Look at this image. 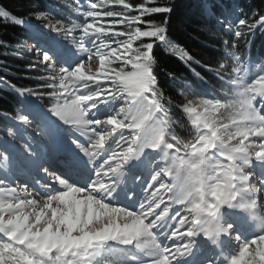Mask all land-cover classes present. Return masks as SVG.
<instances>
[{
  "label": "rangeland",
  "instance_id": "obj_1",
  "mask_svg": "<svg viewBox=\"0 0 264 264\" xmlns=\"http://www.w3.org/2000/svg\"><path fill=\"white\" fill-rule=\"evenodd\" d=\"M52 1L57 2V4L60 6L68 8L73 15L70 17V19L65 21L64 26H61L60 24L57 25L58 28L46 15H40L39 19H34L35 21L32 25L34 28L32 27L33 31L30 34L31 38L28 41L33 39L37 45L33 46L32 50L28 53L29 57L25 59L29 69L38 74V80L40 82L48 83L44 85H49L47 87L48 89H45L47 93L44 90H40L35 93H44L45 95L42 98L44 101L52 105L53 111H55L60 120L64 121L65 124L71 125L73 128L78 129L79 134L74 138L77 139L79 145H83L84 147L76 148L75 145L71 144L68 139V128L60 130L59 128L52 126V130L54 129V131H50L55 134L61 132L60 138L64 144L63 146L69 148L74 153L79 154L78 152H80L81 155H89L93 149H91L90 146L94 148L96 147V150H102L103 154L99 159L96 160L95 163V166H98L97 169H99V166H104L105 169H101L107 174L112 171L121 173L123 172V163L127 156L136 151V145L140 139V132H136L130 128L128 129L126 126L129 123L128 119L130 113L118 111V108L122 103L121 92L119 89L130 88L139 95L145 96L146 104H149L148 102H150L148 100L149 98L147 96L146 87L148 81L150 80L149 73L146 71L138 73L133 69L134 63L137 60L134 56V43L137 33L139 32L137 25L140 23V11L143 8L134 9L131 7L132 5L130 0ZM152 1L153 0H142V3L148 5ZM51 16L54 17L53 14H51ZM236 21L237 20L234 19L233 15L231 14H229L228 19H225V22L228 25H234ZM46 25L47 28H45ZM50 39L55 40L56 43H50ZM150 49L151 48L147 47L145 57L148 56ZM44 51L51 53L56 58V67L49 68L47 64L43 62L42 53ZM56 51H61V54L57 55L55 53ZM227 55L230 60L235 63V67H238L236 72L233 73V78L230 82L233 96H229L224 99L233 100L235 96L239 97L242 100L244 107L242 112H244L246 110L247 98L250 95H264V88L256 86V92H251L250 90L246 91L244 88V85H246L250 80L256 78L262 72H264V67L254 63L249 59H247L245 63L239 64V57L228 53ZM14 57L16 59L19 58L17 54L14 55ZM66 58H72L74 60L69 62L66 60ZM61 66L65 69L62 72L60 71ZM58 72L59 75H57ZM69 72L71 73V76L68 75ZM258 98L259 96L257 97V104L260 106ZM31 99L36 105H38L34 97ZM206 100L214 101L212 97H207L206 99L200 101L201 103L198 107L194 108L196 109L195 112H187L190 124L191 120L195 119L198 114L203 113L205 108H208L209 111H211V105H206L204 103ZM93 105H95V107H92ZM125 107H127V105H125ZM261 107L262 106H260V108ZM150 108H143L142 110L138 111L139 113L136 112L137 114H140V119L136 120L137 122L143 121L149 123L150 126L154 125V133L158 134L157 137H160V141L163 143L166 138L165 120L161 117L159 111L157 109L155 110L156 107L152 108L150 106ZM86 109L87 117L85 118L84 111ZM27 110L28 109L23 106L22 109L16 114L14 120L7 121L8 125L5 136L4 138H0V152H4L7 156L10 154L6 153L8 148H10L9 145L13 146L17 143L21 144L22 147H25V144H30V146L36 144V147L40 146L42 149L46 150L45 152H47V147L44 145V141L42 140L43 137L36 141L35 138H33V131H28L36 129L35 122L37 124V120L36 116L33 114L31 115L27 112ZM141 112L145 113V119L144 115L142 117ZM22 116H28L30 122H21L20 117ZM108 117H114V119L109 121L107 119ZM47 118L50 120L48 115ZM86 120L90 121V123L86 122ZM55 123L58 125L62 124L58 120L55 121ZM252 123L255 124L256 121H253ZM111 124H114L115 127H112ZM193 128L197 132V129L195 127ZM198 134L199 133L197 132V135ZM134 136L139 137V139H137L135 142H133ZM20 147L21 146L19 145L14 146L16 149V151H14L15 154H13L14 156L16 153L19 154L18 150ZM10 150H12V148H10ZM170 150L174 151L173 149L161 148L160 150L157 149L148 154L146 161H148V164L150 165V173L148 176L143 177L142 181L149 182L153 172H155L157 169H162L168 166L167 163H160L162 162L161 157L165 156L164 153L167 151L170 152ZM177 154L182 156L178 155L176 156V160L173 159V161H170L172 165L170 167L171 171H174L177 168L178 163L183 166L180 158L186 157V151L185 153ZM210 155H213L214 159L205 163L204 167L206 170H210L211 166L215 165L217 161L221 163H227V161L223 160L221 157L215 156L214 153H210ZM237 162L242 163V161ZM252 163L254 167L248 168L247 170L253 172L256 177L263 178L264 176L262 173L264 174V172L261 171H264V164H258L255 161ZM4 164H7L11 167L13 166L12 163L7 161L5 155H0V166ZM16 168L17 167L14 166V169ZM17 172L18 174L16 177L21 176L19 175L21 174V170L17 169L16 173ZM14 176L13 184L16 182L14 181ZM135 181H137V178H132L129 180V182H127L129 189H132V185ZM27 182L19 179L17 185L26 186L27 189L30 190ZM85 183L80 186V189H86L88 185L85 187ZM160 183L161 179L157 181L156 185L159 186L161 185ZM120 184L121 182H119V185ZM141 184L143 185L141 182L138 185L139 193L138 191H134L135 188L137 190V187L133 188L132 191L135 192L134 195L136 193L138 194V200H140L142 204L136 206L135 212L132 211L133 209H123L122 211H119L123 217V220H119L117 225H111V230L115 229L117 231L118 239L116 240L118 241H121L124 238L130 239L136 234L140 237L142 232H146V229L144 228L146 225L142 223V219L138 217L142 215L139 211V208L144 204L147 205L148 208H154L155 203L152 199L153 197L148 195L149 193L145 192V188H143ZM116 188L119 187L117 186ZM210 195L211 194L209 193V196ZM147 197H150L151 199L149 198L148 201ZM2 213L4 214L3 210L0 211V214ZM131 215L138 217L136 219V225H131L126 221L130 219ZM232 216H230V218ZM48 217L49 219L51 218L49 214ZM239 224L246 225L247 223L244 218H240L238 225ZM243 225H241L242 228ZM123 226H131L128 228L127 235L124 234V228L126 227ZM137 227L138 229L142 230H137ZM94 234L95 233L89 234L87 242L92 236H94ZM248 235H250V229H248L247 233L245 234V236ZM139 237L138 240H136L137 242L139 241ZM75 238L78 239L77 237ZM94 240L95 239L91 240L92 247L96 246V242L99 241ZM103 241L107 242L111 241V239ZM226 241L228 240L226 239ZM9 245H11V247H9ZM91 245L86 244L85 247H80L75 250L72 248L69 254L63 255H61V253L56 254L47 252V258L45 254L43 255V251L33 249L27 244L15 245L9 240H0V256L3 255L6 258L4 261L0 259V264H33L34 261H41L42 264H63V261L64 264H66L65 260L63 259L64 255H73V252H75L76 255L74 256H78L80 254L78 249L82 250L83 248L84 250L90 252L93 250ZM236 246L237 244H233L232 242L230 252H228V257L235 252ZM131 248L134 250L135 247L133 248L131 246ZM173 254V260L175 264H184L185 262L186 264H192L193 262V258L191 256H187L183 260H181V258L178 260V257L175 256L176 253H172V255ZM83 255L86 254L81 253V255H79L81 259ZM107 260H111V258H108ZM106 261H104V264ZM204 261L199 264H204ZM107 264L114 263L109 261Z\"/></svg>",
  "mask_w": 264,
  "mask_h": 264
},
{
  "label": "clouds",
  "instance_id": "obj_2",
  "mask_svg": "<svg viewBox=\"0 0 264 264\" xmlns=\"http://www.w3.org/2000/svg\"><path fill=\"white\" fill-rule=\"evenodd\" d=\"M37 18L40 17L37 16ZM45 28H47V25ZM42 55L43 62L49 68L56 67V58L51 53L44 51ZM220 67L224 68L225 65L221 63ZM64 70L61 66L60 71ZM141 71L151 74L153 68L150 63H146ZM232 71L235 73L236 69ZM57 75H59V72ZM68 75L71 76V73L69 72ZM256 86L264 88V72L250 80L244 85V88L246 91L256 92ZM119 91L121 92L122 103L118 111L133 114L132 122L126 126L136 132L150 131V127L145 129L143 121L137 122L135 117L136 112L148 107V104L145 103L146 97L139 95L130 88H121ZM44 95V93L34 94L35 101L40 104L43 112L47 113L50 119L58 120L63 125L70 126L67 127L68 139L72 145L80 148L79 142L74 138L79 134L78 129L60 120L51 105L43 104L41 97ZM259 102L260 104L264 103V95H259ZM204 103L211 105V111L205 108L203 113L198 114L195 119L191 120V124L199 134L195 136L194 142H182V147L186 150V157H182L180 160L185 169L186 182L175 194L171 193V187L168 186L170 194L167 198L179 209L172 216V219L175 220L176 216H180L179 225H186L185 232L189 237V243L185 251L189 255L198 241H205L209 246H215L224 239H228L239 243L235 252L225 259V264H264V178L256 177L253 172L247 170L254 167L253 161L264 164V109H261L257 104L256 95L248 97L244 112L238 110L237 101L234 100H206ZM92 107H95V105ZM187 111L195 112L196 109H187ZM84 116L87 117V109L84 111ZM25 119L30 122L28 116H25ZM107 119L112 121L114 117H108ZM253 121H256V123L253 124ZM86 122L90 123L87 120ZM137 139L139 137L134 136L133 142ZM171 139L175 140L176 137L173 136ZM145 146L152 150H157L158 147L175 149V145L169 143L167 139L164 140L163 144L156 140ZM175 150L180 151V149ZM78 153L80 160H82L81 153ZM210 153L221 157L227 163L217 161L215 165L211 166L210 170H206L205 163L214 159V156ZM0 155L6 154L0 152ZM237 161H242V163ZM42 171L48 172V167L44 165ZM162 173L167 175V172L163 169H157L153 172L149 186ZM48 174L55 175L54 173ZM55 178L61 183L68 184V181L60 176ZM69 186L73 185L69 184ZM117 196L118 193L115 188L107 190L106 198L109 204L112 200L117 199ZM133 196L134 193H128L129 199ZM158 204L159 201L156 202L155 206H158ZM181 212L185 214L181 216ZM170 214L171 206L169 205L161 211L155 220L151 221L150 227L155 226L161 220V217ZM232 215L246 219L247 225L251 228L250 235H242L238 224L230 219ZM0 219H3L8 225L7 229H0V231L8 233L20 243H27L30 247H34L31 245L28 236L29 229L20 230L23 227L21 222L28 219L26 213L17 211L11 213L7 218L0 217ZM95 229L96 226L94 225L93 231L95 234L87 242L89 245L92 239H118L115 229L111 231L105 229L102 232H97ZM79 246L80 242H64L59 250L67 251L68 248L75 249ZM73 255H76V253L73 252ZM33 264H42V262L34 261ZM66 264H73V260H67ZM204 264H214V262L205 260Z\"/></svg>",
  "mask_w": 264,
  "mask_h": 264
},
{
  "label": "trees",
  "instance_id": "obj_3",
  "mask_svg": "<svg viewBox=\"0 0 264 264\" xmlns=\"http://www.w3.org/2000/svg\"><path fill=\"white\" fill-rule=\"evenodd\" d=\"M130 1L131 5L142 4V0ZM206 3L210 5V11ZM146 6L149 7L140 11V17L152 21L153 26L146 27L139 17V32L134 43L137 61L133 69L141 72L144 64H151L149 93L166 120L167 138L173 140L171 138L176 137L175 148L184 151L182 142L195 138L186 110L198 107L208 94L221 101L231 95L226 81L232 75L235 63L227 53L244 61L250 48V58L264 65V27L254 33L250 27L239 28L242 33L250 34L237 42L231 32H225L217 23V19H228L231 14L234 19H244L251 24L254 17L264 16V0H153ZM155 6H170L171 12L149 15L151 7ZM4 11L9 15L0 16V80L6 82L0 84V134L4 130V119L14 118L21 109L17 96L21 93L19 90H25L21 94L27 96L42 90L43 83L32 78L35 73L26 69L24 61L14 57L20 51L21 41L30 32L25 24L42 14L58 28L57 25L64 26L71 15L67 8L52 0H0V12ZM13 17L21 18L23 23L14 22ZM166 17L167 24L164 23ZM156 26L165 28L167 43L156 41L149 35ZM225 40L229 41L227 48ZM149 42L155 47L145 57L146 43ZM142 48L145 52L140 51ZM221 63L224 68L220 67ZM234 101H237L239 110V100ZM43 104L50 106L46 101Z\"/></svg>",
  "mask_w": 264,
  "mask_h": 264
},
{
  "label": "bare ground",
  "instance_id": "obj_4",
  "mask_svg": "<svg viewBox=\"0 0 264 264\" xmlns=\"http://www.w3.org/2000/svg\"><path fill=\"white\" fill-rule=\"evenodd\" d=\"M29 38L31 37L29 36ZM24 41L27 49L33 48V45L35 43L33 39H32L33 42L28 40H24ZM49 42L52 44L56 43L55 40L52 39H50ZM19 50L20 51L17 52H21V46ZM55 53L57 55H60L61 51H56ZM66 60L70 62L73 61L74 59L66 58ZM256 96L258 97L259 94H257ZM21 100L23 105L28 109L27 112L30 114H34L36 116L37 124L39 125V127L43 126L48 130L49 133H52V131H54V129L52 130V126H53L52 124L55 122L47 118V113H44L43 110L40 109L32 99L21 97ZM148 103H149L148 104L149 108L150 106L152 108L156 107L155 104L151 105L150 104L151 102ZM261 109H264V107H261ZM137 113H135V117L136 119H140V114ZM141 113H142V117L144 115V119H145L146 118L145 113L143 112ZM129 115H130L129 116V123H130L132 122L133 114L130 113ZM143 123L145 129L150 127L151 130L141 131V137L136 145L137 153L134 156V160H136V163H138L139 161L142 162L145 158V154L149 150H152L151 148L146 147L145 145L154 142V139L155 141L156 140L160 141V137H157L158 134L154 133L155 126L154 125L150 126L146 122ZM54 126L59 128L60 130L70 127L63 124L61 125L57 124ZM111 126L115 127L114 124H111ZM53 136H56V134L54 133ZM15 145L16 146L20 145L22 148L21 150L18 151L19 154L16 153L15 156L13 155L14 153L8 154V156L5 155L7 161L9 163H12L13 166L11 167L8 166L7 164L0 166V175H1L0 209L3 210L4 212V214L3 213L0 214V217L7 218L11 213L17 211L21 213H26L28 215V219L26 221L21 222L23 227H21L20 230L23 231L25 230V228L29 229L28 236L31 241V245L34 246L32 247L33 249L43 252L56 253V254L58 253L69 254L72 248H68L67 251H61L59 250L61 245L64 242H80V246L77 248L85 247V245L88 244L87 240L89 236L83 242H81V237H84L85 233L87 234L94 233V231H91L93 230L94 225L96 226L95 231L97 232H102L105 229H109L111 231L112 224L117 225L119 220L120 221L123 220V217L119 213V211H122L123 209H136V206L142 204V202L138 200L137 193L131 199L128 198V193H135L138 191V185L141 182L143 183V185L141 184V186L145 188V192L149 193L148 195H151L153 197L152 199L154 200L155 205L157 201H159V204L154 208L152 207L148 208L147 205L143 203L144 205L139 208L140 209L139 211L141 212L142 215L138 217L142 219L141 222L146 225L144 227L146 229V232L145 233L142 232L140 237L137 236L136 234L132 238L127 239L130 242H132L133 240L136 244L138 243V247L135 246L136 248L135 253L138 254L137 258L136 255L131 258L137 261V259H139L140 257V254L142 253L143 256L145 255V259H141V261L138 262L137 264H143L144 262H149L148 264H151L150 258L154 259L156 261V264H161L157 262V260L160 257L171 258L172 259L171 262H174L173 260L174 254L172 255V253H176L175 256L178 257V260L180 258H185L189 256V253L185 251L189 243V237L185 232L186 225L185 226L179 225L178 222H180V216H176L175 220L172 219V216L175 215L176 211H178L179 209L175 206L174 203H172V201H169L167 198L168 195L170 194L168 190V186L171 187V193L175 194L179 192L180 187L186 182V173L185 170L181 167V164L178 163L177 168L174 171H171L170 169V167L172 166L170 161H173L174 157L178 156L173 151L170 150L171 153L167 151L166 153H164L165 156L161 157L162 162L160 164L167 163L168 165L167 167L162 168L165 172H167V175H164L163 173L161 174V177L163 176L165 178L164 182L166 186L161 187L162 185L161 183H160L161 185L159 186L156 185L157 181L162 179L161 177H159L155 182H152L151 186H149V182L146 181L144 182L142 181L143 178H141L140 181L139 180L135 181L134 184L132 185V189L137 187V190L135 188L134 190L135 192H134L132 191V189H129V187L127 186V181L125 179L127 177L126 175L123 174L119 176L120 177L119 182H121V184L118 186L119 188H116L117 186H115L112 183V174L111 175L107 174L104 170L101 169V168L105 169L104 166H99V169L94 173L93 179L90 182H88V184H90V187L88 189L86 190L80 189L79 188L80 183H76V179L73 177L75 173L73 172H76L77 166H82L81 162H75L77 166L75 164L71 165V166H75L72 169L74 171L71 172L69 176L71 178V181L68 182V184L61 183V181L55 178L56 176H58L55 173H54L55 175H49L48 173L50 172H45L42 171L41 169L38 170L37 172L34 170L35 169L34 166L38 161L40 160L42 161L48 157L43 150L38 149L36 146H30V144L27 145L25 144V147H22V145L19 143ZM15 145L11 147H14ZM62 148L69 152V150H67L65 146L62 145ZM90 148L93 149L89 153V155L86 154L81 156L83 157V160L87 163V165H89L90 169L93 170V169H97L98 167L95 166L94 160L99 159L100 156L103 154V151L96 150L95 149L96 147L94 148L92 146H90ZM161 148L163 147H158L157 149L160 150ZM30 153L34 155H31ZM14 166L17 168L14 169ZM17 169L21 170V174H19L21 176L16 177V175L18 174V172L16 173ZM32 170H34V172ZM78 171L82 173V170L78 169L77 172ZM149 173L150 172H146L145 176L148 175ZM262 175L264 176L263 173ZM13 176L15 177L14 181L16 182L14 184L16 186L13 184ZM143 176L144 175H142L141 177ZM168 177L173 178L175 183L168 185L167 182ZM19 179H22L25 182L28 181L29 183L27 182V185L30 187V190H28L26 186L17 185ZM62 179L66 180L65 178ZM129 179L131 180L132 178ZM69 184L73 186L70 187ZM112 188H115L117 190L118 193L117 199L112 200L111 204L109 203L106 204L105 201H107L106 198L107 190ZM125 189L127 191H125ZM157 189H159V191H157ZM102 193L103 195H101ZM149 198L147 197L148 201ZM169 205L171 206V214L161 217V220L158 221L155 226L150 227V223H148L149 218L154 217L153 220H155L156 217L160 215L161 211L166 206ZM48 214L51 216L50 219L48 217ZM184 214H185L184 212H181V216H183ZM138 217L135 215H131L130 219L126 221L129 222L131 225H133L137 222L136 219ZM244 220L246 221L245 218ZM241 225L243 224H239V226ZM7 228L8 225L5 223V221L3 219H0V229H7ZM137 230L141 231L142 229L140 230L137 227ZM0 235H1L0 236L1 240L2 238H6L7 240L15 244H27V243H20L13 236L9 235L4 231H0ZM75 237H77L78 239H76ZM137 237L140 238L138 242L135 240ZM111 241L122 242L124 240L121 241L111 240ZM228 241H226L225 239V241L223 240L218 245H220V247L221 246L227 247L228 244L226 243ZM118 246H121V244H118ZM94 247L97 248L96 246ZM225 247L221 248V251L225 250L224 260L228 257V249H226ZM110 249L111 248H106L104 250L110 251L109 254L111 255L108 258H111V260L117 259L115 258V255H120V252H122V250L120 249L111 252ZM213 250H215V248L213 249V246L208 247L206 242L198 241L197 245L192 251L193 254L192 263L196 262V264H199L200 262L199 260H197V258L202 260L210 255L212 256L215 253L213 252ZM100 258L104 259L105 257L102 254ZM81 261L83 262V264H96L92 260L90 261V263H87L88 256L86 255L82 256ZM214 264H220V263L214 261Z\"/></svg>",
  "mask_w": 264,
  "mask_h": 264
},
{
  "label": "snow or ice",
  "instance_id": "obj_5",
  "mask_svg": "<svg viewBox=\"0 0 264 264\" xmlns=\"http://www.w3.org/2000/svg\"><path fill=\"white\" fill-rule=\"evenodd\" d=\"M131 7H133L134 9H140V8H148L149 6H146L145 3H142L139 6L136 5H132ZM206 8L210 11V5H208L206 3ZM171 12V7L170 6H155V7H151L150 11H149V15L151 14H168ZM9 15V13L7 11L4 12H0V16H6ZM14 22L16 23H23V20L21 18H16L13 17L12 18ZM140 19L144 22L146 27L149 26H153L152 21L148 20H144V17H140ZM168 22V18H165L164 23L167 24ZM217 23L223 26V29L225 32H231V35L234 36L236 38V41L238 42L242 37H245L247 35H249L250 33H242L241 31H239V28L242 27H250L252 29V33H254L258 28L264 27V16H261L259 14V18L256 19L254 17L253 22L251 24H248L247 20L241 19V20H237L235 22L234 25H228L224 18H219L217 19ZM235 29V30H233ZM149 35H151L152 38H154L156 41H160V42H165L167 43L166 40V36H165V28L162 26H156L155 30L150 33ZM225 44V48H227L229 46V41L225 40L224 41ZM148 48L154 49L155 45L151 42L146 43ZM141 52H145V49H140ZM249 58H250V48H249ZM189 60H192V57L189 56ZM154 75V73H153ZM198 75V74H197ZM11 87L15 88V85H10ZM21 93H23L25 90L21 89L19 90ZM259 99V98H258ZM261 106L264 107V103H261ZM20 121L21 122H27L28 120L25 119V116L20 117ZM81 148H83V145H79ZM105 203H109L108 201H105ZM133 212H135V209L132 210ZM159 211V210H158ZM154 219L153 218H149L148 223H151V221ZM131 226H126L125 230H124V234L127 235L128 234V228H130ZM89 234L85 233L84 237H81V242H83L86 238H88ZM123 244L125 245H131L133 244V242H130L128 240H124L122 241ZM135 246L138 247V245L135 243ZM151 259V264H156V261L152 258ZM169 264H171V262L169 261Z\"/></svg>",
  "mask_w": 264,
  "mask_h": 264
}]
</instances>
